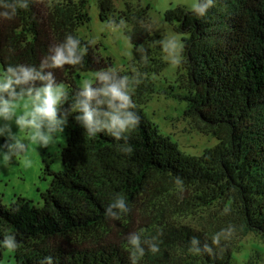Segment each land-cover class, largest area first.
<instances>
[{
    "label": "trees",
    "instance_id": "trees-1",
    "mask_svg": "<svg viewBox=\"0 0 264 264\" xmlns=\"http://www.w3.org/2000/svg\"><path fill=\"white\" fill-rule=\"evenodd\" d=\"M117 1L97 0L101 21L123 18L131 44L148 49L147 63L138 58L119 70L121 75L144 74L133 96L141 118L128 137L133 152L119 151L124 141L106 133L89 137L75 114L69 116L63 167L57 172L46 167L52 181L41 192L42 206L22 196L6 206L0 196V240L5 231L16 236L21 245L14 252L17 264H39L45 256H52L54 264H130L126 239L112 238L115 220L104 215L119 193L131 209L120 218L127 224L142 203L158 210L153 225L139 232L142 239L157 236L160 251H146L139 264H238L235 254L243 238L255 234L264 240V0H215L203 18L180 6L165 14L185 45L179 77L183 91L171 96L218 140L201 156L185 154L146 114L144 107L157 92L156 76L166 64L140 23L150 24L149 6L121 0L125 8L119 10ZM90 21L88 0H33L13 20H0L2 71L8 64H39L48 47L68 33L87 43L79 29ZM109 66L111 58L90 46L83 66L56 70L57 81L69 92L68 103L78 88L76 75ZM177 176L183 180L182 193L174 183ZM170 199L176 204L171 210ZM16 206L20 211L12 212ZM225 206L230 214L221 215ZM210 213L214 218L202 229L183 221ZM230 223L237 231L216 258L188 252L191 237L203 243ZM256 258L248 264H264L261 254Z\"/></svg>",
    "mask_w": 264,
    "mask_h": 264
},
{
    "label": "clouds",
    "instance_id": "clouds-1",
    "mask_svg": "<svg viewBox=\"0 0 264 264\" xmlns=\"http://www.w3.org/2000/svg\"><path fill=\"white\" fill-rule=\"evenodd\" d=\"M32 2L33 0H0V20H13L18 10L29 9ZM214 3L215 0H191L188 8L195 16L203 18ZM140 23L145 31L152 34L150 24L144 21ZM125 28L127 22L123 18L118 22L115 18H109L105 22V29L112 33L121 32ZM96 43V39H91L82 44L80 38L68 33L62 41L48 47L39 64H8L0 71V137L4 138V143L0 144V158L5 166L12 164L14 158L22 156L24 165L31 166V160L27 158L29 143L48 148L56 134L64 133L68 118L73 114L75 122L89 137L106 133L117 141H124L119 146V151L125 154L133 152L128 144V137L141 122L135 111L133 96L135 87L142 82L143 73L135 70L131 76L121 75L117 68H101L92 73L91 79L81 81L70 103L67 88L57 81L56 70H62L65 66H83L89 47ZM129 44L131 45L130 37ZM131 46L139 55L140 61L147 63L148 49L144 44ZM151 46H159L163 60L170 66L181 67L185 45L177 34L162 33L161 39L151 41ZM13 126L17 131H13ZM174 183L182 193V178L177 176ZM11 211L19 212L20 207L16 206ZM130 211L125 197L117 193L105 208L104 215L107 219L119 220ZM230 211L225 206L221 215H228ZM142 231H133L126 236L130 264H139L146 251L153 255L160 251L158 237L142 239ZM236 231V226L230 223L210 238L205 237L203 243L199 237L193 236L187 250L190 254H206L216 258L224 252L226 243ZM0 246L9 252H17L21 247L16 236L7 231L0 240ZM39 264H54L53 257L45 256Z\"/></svg>",
    "mask_w": 264,
    "mask_h": 264
},
{
    "label": "rangeland",
    "instance_id": "rangeland-1",
    "mask_svg": "<svg viewBox=\"0 0 264 264\" xmlns=\"http://www.w3.org/2000/svg\"><path fill=\"white\" fill-rule=\"evenodd\" d=\"M133 3L150 8L151 40L161 39L162 33H175L183 39L182 34L177 33L171 25L165 22V14L179 6L189 10L188 5L191 0H133ZM116 6L119 10H123L125 3L120 0L116 2ZM88 11L91 21L89 25L79 29L80 37L86 40L96 39L97 43L94 46L97 47L98 54L104 58H111L114 68L126 70L128 63L138 59L139 55L135 53L132 44H129L124 30L112 33L105 29V22L100 19L97 0H88ZM145 47L147 48V45ZM159 52L162 58L163 54L160 50ZM165 64L163 72L155 79L157 92L152 95L144 110L161 131L170 136L185 154L201 156L205 150L216 146L218 140L206 135L202 130V124L184 113L186 106L183 102L172 98L171 94L183 91L182 81L179 79L181 71L180 67H172L167 62ZM0 71H2L1 63ZM92 73L93 71L76 75V85L79 87L83 79H91ZM69 126L68 120L64 133L56 134L53 143L48 148L29 143L27 158L31 160V166L24 165L23 156L14 158L13 163L7 166L0 158V196L4 205L9 206L15 197L22 196L32 200L35 205L42 206L41 192L47 190L52 181V176L47 174L45 169L50 167L55 172L62 169L61 153L67 142ZM13 131H17L15 126H13ZM3 143L4 138L0 137V144ZM174 203L175 199H170L169 210L175 208ZM157 215L158 210L155 207L142 203L135 214L133 213L130 224L122 219L112 222L114 227L112 238L126 239L128 233L139 232L142 227L153 225ZM213 218V213L209 216L196 214L184 217L183 221L202 229L204 226H209ZM257 253L261 254V260L264 261V240L260 236L250 234L242 239L241 249L235 254V259L238 264H248L251 260L258 261ZM0 264H17L14 252H9L0 246Z\"/></svg>",
    "mask_w": 264,
    "mask_h": 264
}]
</instances>
